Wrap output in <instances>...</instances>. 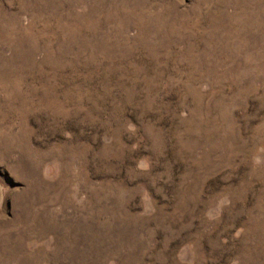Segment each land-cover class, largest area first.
<instances>
[{
	"label": "rangeland",
	"instance_id": "obj_1",
	"mask_svg": "<svg viewBox=\"0 0 264 264\" xmlns=\"http://www.w3.org/2000/svg\"><path fill=\"white\" fill-rule=\"evenodd\" d=\"M0 264H264V0H0Z\"/></svg>",
	"mask_w": 264,
	"mask_h": 264
}]
</instances>
